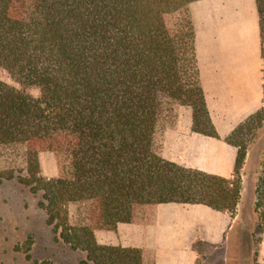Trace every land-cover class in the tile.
Returning a JSON list of instances; mask_svg holds the SVG:
<instances>
[{"label": "trees", "instance_id": "1", "mask_svg": "<svg viewBox=\"0 0 264 264\" xmlns=\"http://www.w3.org/2000/svg\"><path fill=\"white\" fill-rule=\"evenodd\" d=\"M194 1L0 0V70L13 82L0 79V161L13 162L0 165V183L17 180L39 196L54 233L86 254L82 264H145L143 250L101 245L96 232L116 231L152 206L237 208L264 108L225 137L237 150L231 179L167 160L154 145L173 104L191 109L195 132L219 137L197 57L184 56L182 31L169 23ZM256 4L264 57V0ZM47 151L59 158L51 179L40 164ZM72 204L86 211L76 225ZM255 210L263 234L264 160Z\"/></svg>", "mask_w": 264, "mask_h": 264}, {"label": "crops", "instance_id": "2", "mask_svg": "<svg viewBox=\"0 0 264 264\" xmlns=\"http://www.w3.org/2000/svg\"><path fill=\"white\" fill-rule=\"evenodd\" d=\"M200 6L198 16L210 37L201 82L219 138L195 132L191 114L187 137L174 150L176 153L162 156L184 167L231 179L237 150L225 137L264 106L258 8L256 0H206ZM263 160L264 131H260L248 148L241 171L242 191L234 212L216 211L203 204L155 205L137 221L120 223L116 230L120 239L113 245L143 250L145 264H198L199 246H226L230 256L219 264H247L231 256L232 250L236 253L232 242L242 219L258 225L256 185ZM260 236L255 262L264 264V233Z\"/></svg>", "mask_w": 264, "mask_h": 264}, {"label": "rangeland", "instance_id": "3", "mask_svg": "<svg viewBox=\"0 0 264 264\" xmlns=\"http://www.w3.org/2000/svg\"><path fill=\"white\" fill-rule=\"evenodd\" d=\"M204 1L206 2V0L194 1L178 18H169V23L177 24L184 36V56L191 57L195 54L200 73L201 67L206 62L204 56L206 52L210 51L208 45L210 37L206 31V24L202 21L201 16H198V12L202 10L200 5ZM0 79L13 83L8 75L1 70ZM191 114L192 111L189 107L177 104H173L165 110L156 132L154 144L155 149L161 155L167 153L173 156L176 153L174 150L179 147L183 138L187 137L188 128L186 126H188ZM260 131H264V123L258 130L256 138ZM40 164L42 174L47 179L59 175V158L55 153L49 151L41 153ZM0 165L9 167L13 165V162L3 159L0 161ZM39 202V196L34 195L17 180L0 183V264H37V262L38 264L43 262L82 264L86 254L80 250L72 249L54 233L52 227L48 225L46 213L39 206ZM69 209L73 225L82 222L86 217L83 205L72 204ZM142 214L139 217L146 215L147 211ZM257 227L258 225L251 223L250 220L245 222L242 219L240 221L234 242H232L236 251V253L231 251L232 257L235 256L236 259L240 257L245 263L254 264V250L261 239V234L257 233ZM118 236L117 231L96 232L97 240L101 245H113L120 239ZM29 247L31 248L29 249ZM198 250L200 252L198 264H219L222 258L230 256V250L226 246L222 249H213L202 245L198 247ZM28 255L31 258H28Z\"/></svg>", "mask_w": 264, "mask_h": 264}]
</instances>
